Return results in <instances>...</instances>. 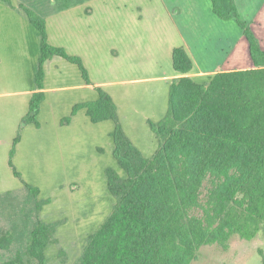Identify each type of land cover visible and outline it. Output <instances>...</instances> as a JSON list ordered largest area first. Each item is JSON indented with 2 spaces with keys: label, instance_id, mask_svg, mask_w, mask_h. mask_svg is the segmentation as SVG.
<instances>
[{
  "label": "trees",
  "instance_id": "16d2710c",
  "mask_svg": "<svg viewBox=\"0 0 264 264\" xmlns=\"http://www.w3.org/2000/svg\"><path fill=\"white\" fill-rule=\"evenodd\" d=\"M1 1L21 11L38 37L35 92L22 118L23 124L38 127L46 60L63 58L90 83L81 57L48 41L45 19L51 11L85 0H64L59 5L36 0L41 4L32 8ZM210 4L221 20L236 21L248 43L252 66L216 72L199 81L186 75L192 60L185 48H173L172 65L180 76L169 83L162 118L147 122L158 139L150 157L125 134L116 104L101 87H95V100L72 107V115L83 109L92 123L114 122L112 155L123 171L121 175L114 168L105 169L107 190L115 202L104 222L88 235L75 264H190L202 245L225 246L232 235L251 240L264 232V48L239 17L235 0H210ZM18 141L19 131L8 164L20 177L12 163ZM24 187L27 198L6 209L13 214L10 242L16 246L17 259L5 264H48L45 250L57 241L60 223L42 221L40 212L50 200L38 198L37 187L26 183ZM5 201L0 197V211Z\"/></svg>",
  "mask_w": 264,
  "mask_h": 264
},
{
  "label": "rangeland",
  "instance_id": "374dc122",
  "mask_svg": "<svg viewBox=\"0 0 264 264\" xmlns=\"http://www.w3.org/2000/svg\"><path fill=\"white\" fill-rule=\"evenodd\" d=\"M10 1L14 5L22 2L30 8L41 4V1L36 0ZM63 1L51 0L55 5ZM209 1L85 0L82 5L51 11L45 17L49 23L50 41L55 40L56 44L65 43L70 52L65 50L69 54H85L84 45L74 39V31L78 30L83 44L91 43L96 47L98 62L95 67L98 66L97 63L109 66L112 62L124 67L123 77L130 81L117 88L124 94L122 108L129 112L122 114L119 122L133 145L145 157H150L158 147V139L147 122H156L162 118L166 110V100L164 98L161 101V93L165 90L163 82H141V55L151 51L155 60L160 57L162 65L165 66V47L168 44L178 47L185 40L188 43L194 41V44H198V51L205 53V49L218 51L222 49V43L225 46L227 43L234 46L239 41L241 29L236 21L221 20L209 12ZM259 1L236 0L239 17L245 22L252 19ZM2 6L8 9L6 3L3 2ZM87 7L92 10V14L89 17L83 14V19H79L77 16L87 10ZM12 14L16 15L14 12ZM164 16L175 21L169 22ZM194 16L200 18L201 23L194 21ZM84 26H87L85 31ZM201 26L206 33L202 35V39L194 40V37L199 36L198 29ZM29 27L33 35L30 50L35 54V66L39 41L35 30L31 25ZM87 31L90 35H86L89 34ZM148 33L161 37V48L153 45L148 47ZM121 39L128 46L123 49L119 60H109V49L116 46ZM141 39L146 46H141ZM226 51L228 52L227 49ZM67 65L73 71L62 76V79L71 82L75 78L82 79L75 65L68 62ZM91 74L93 80L107 79L105 74L97 71ZM112 78L109 75L108 80ZM135 78L140 80L133 81ZM78 95L79 93L72 95L70 91L49 94L48 104H44L38 117L42 124L41 130L32 127L19 130V141L14 147L12 163L20 177L12 172L8 178L0 179V197L5 196L7 200V203L4 202L6 207L0 211V264L17 259L16 246L10 242V215L13 214L9 215L6 209L7 206L17 207L18 203L27 198L24 183L39 189L38 198L50 200L40 212L42 221L60 223L55 234L57 241L45 250L48 264H75L85 248L88 235L98 229L112 210L115 198L107 190L105 169L114 168L123 174L112 155L110 132L115 125L111 120L92 123L83 111L73 117L69 109L70 103ZM53 99L59 101L58 114L60 113L61 118L66 116L60 127L55 124L49 111ZM44 131H48V136ZM11 202L14 203L10 204ZM190 264H264V232L260 231L251 240L232 235L225 246L218 243L202 245Z\"/></svg>",
  "mask_w": 264,
  "mask_h": 264
},
{
  "label": "crops",
  "instance_id": "0c3cea01",
  "mask_svg": "<svg viewBox=\"0 0 264 264\" xmlns=\"http://www.w3.org/2000/svg\"><path fill=\"white\" fill-rule=\"evenodd\" d=\"M2 3L3 2L0 0V179L8 178L12 173L11 167L8 164L9 151L13 139L19 131L20 127L21 131H24L28 127L35 128L36 130H41L42 127L40 121V125L38 127L34 126L33 124L22 123V118L28 111L30 98L35 92L33 82L35 54H32L30 50L33 36L31 33L32 31L29 27L31 24L29 23V21H27L26 16L21 11L12 8L9 5L8 9L3 8ZM159 4H161V2H159ZM258 5L259 6L258 8H256L254 12L255 14L253 15L252 19H249L246 22L255 33L261 47L264 48V0H260ZM236 6L238 7L237 3ZM159 7H161V5ZM13 12L16 15H13ZM197 12L199 13V10H197ZM209 12H212L211 4ZM17 14H21L24 17H20L21 15L19 16ZM83 14L86 17H89L92 14V10H89L87 7V10L80 12L77 17L82 20ZM167 16L164 17L167 18L169 22L175 21L172 20L171 17L168 18ZM193 20L201 23L200 18H197L195 16L193 17ZM48 26L49 23L48 21H46L49 42L52 45L61 46L69 51L65 43L56 44L54 43L55 40H53V42L50 41L51 36L48 30ZM86 28L87 26H84V31L86 30ZM78 32V30L74 31V39H77L79 41V44L84 45L85 54L83 55L80 52H74L73 55H80V57L83 59L89 75L90 83H85L81 78H75L72 82L67 81L65 78L62 79V76H65L66 74L69 75L73 71V68L69 67V65H67V61L63 58L55 56L51 59L46 60L44 63L45 78L43 88L45 98L40 105L37 118L40 117L44 104H48L47 102L49 100V94H56V92L59 91H70L72 95L79 93L77 98H73L71 100V107L69 108L71 113L72 107L75 104L95 100L97 98L95 87L99 86L104 89L113 99L114 103L117 106L118 118L120 119V117L123 116L122 114H127L129 112L126 108H122L124 94L120 89L117 88L122 83L130 81L127 78L123 77L124 67L122 65L114 64L112 61L111 62L113 63V65L112 63H109V66H104L97 63L98 66L95 67V63L98 62L96 47L91 43L83 44L81 38L82 35L78 34ZM205 33L206 30L201 26L198 29L199 36L194 37L193 39H202L201 37ZM86 35H90V33ZM147 36L150 40L148 47L152 45L154 47L158 46V48L162 47L160 36L155 37V33L154 35L148 33ZM189 39L191 40L192 38ZM122 40L123 39H121V41H118L116 46H113L109 49V60L111 58L116 62L121 58L123 49L128 46V43H125ZM141 42V46L145 45L142 39ZM182 46L185 48L192 60V69L186 75L196 78L200 81H205L208 75L214 74L216 72L246 69L252 66L249 57L248 43L243 36L242 30L240 31L239 41L236 45L233 46L227 43L225 46L222 43V49H218V51H216L215 49L207 51L205 49V53L199 52L197 49L198 44H194V41L188 43L185 40ZM165 48L167 49L165 53V66H163L164 64L162 65L160 57H156L155 60V56L152 55L151 51H149L147 54H143V56L141 55V82H163L165 90H163V93H161V101H164L165 98L167 107V88L169 87V83L171 79L180 75L177 74V72L173 68L172 58L169 59V53L172 55V50L173 48H175V44H168ZM226 49L228 50V52L226 51ZM85 59H87L89 62L87 63V60ZM68 64L70 63L68 62ZM95 71L100 74H105L107 79L101 78L93 80V76L91 73H95ZM109 75L113 76L111 80H108ZM49 79L52 81H49ZM135 80L140 79H133V81ZM58 104L59 101L53 99L50 102L49 111L51 112L55 124H58V126L60 127V125L63 123V119H65L66 116L61 118L60 113L58 114V112H60V110L58 109ZM81 111H83L85 114V111L81 109L72 116L76 117L81 113ZM44 132L46 133L45 135L48 136V131Z\"/></svg>",
  "mask_w": 264,
  "mask_h": 264
}]
</instances>
